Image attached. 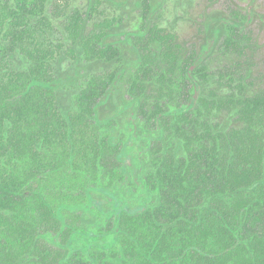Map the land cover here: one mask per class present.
<instances>
[{
  "label": "trees",
  "instance_id": "obj_1",
  "mask_svg": "<svg viewBox=\"0 0 264 264\" xmlns=\"http://www.w3.org/2000/svg\"><path fill=\"white\" fill-rule=\"evenodd\" d=\"M166 4L0 0V264H264L254 9Z\"/></svg>",
  "mask_w": 264,
  "mask_h": 264
},
{
  "label": "rangeland",
  "instance_id": "obj_2",
  "mask_svg": "<svg viewBox=\"0 0 264 264\" xmlns=\"http://www.w3.org/2000/svg\"><path fill=\"white\" fill-rule=\"evenodd\" d=\"M250 6L255 16L243 31L247 36L242 39L245 54L241 60L253 68L256 84L264 86V0H167L164 24L173 25L179 35L192 45L204 32L202 20L205 15L219 11L244 14ZM221 59L222 55L215 56L214 64Z\"/></svg>",
  "mask_w": 264,
  "mask_h": 264
}]
</instances>
